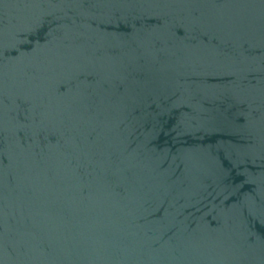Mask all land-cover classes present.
<instances>
[{"label":"water","instance_id":"water-1","mask_svg":"<svg viewBox=\"0 0 264 264\" xmlns=\"http://www.w3.org/2000/svg\"><path fill=\"white\" fill-rule=\"evenodd\" d=\"M0 264H264V0H0Z\"/></svg>","mask_w":264,"mask_h":264}]
</instances>
